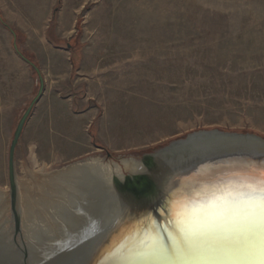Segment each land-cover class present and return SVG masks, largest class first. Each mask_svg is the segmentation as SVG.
Wrapping results in <instances>:
<instances>
[{
	"label": "rangeland",
	"instance_id": "1",
	"mask_svg": "<svg viewBox=\"0 0 264 264\" xmlns=\"http://www.w3.org/2000/svg\"><path fill=\"white\" fill-rule=\"evenodd\" d=\"M14 43L44 80L15 150L18 181L95 158L122 182L116 166L138 174L123 161L144 173L143 155L200 131L264 139V0H0V191L10 199V142L38 90Z\"/></svg>",
	"mask_w": 264,
	"mask_h": 264
},
{
	"label": "bare ground",
	"instance_id": "2",
	"mask_svg": "<svg viewBox=\"0 0 264 264\" xmlns=\"http://www.w3.org/2000/svg\"><path fill=\"white\" fill-rule=\"evenodd\" d=\"M261 144L249 138L224 136L218 131H200L153 152L150 156L161 171L154 175L155 167L153 174H149L157 183L161 182L159 200L163 202L164 209L167 206L166 210H171L168 221L158 224L159 229L153 220L149 225L137 223L135 228L134 221L142 217L128 216L127 206L115 220H111L121 206L118 201L121 181L111 183L112 167L95 158L69 165L50 175L44 174L39 179L33 178L29 184L18 181L14 176L18 198L15 207L19 209L20 224L18 215L12 210V198L7 192L0 191V264H72L107 223L112 224L114 231L113 236L107 237V245L113 248L106 264H142L148 257L140 255L138 259L133 255L139 249L144 251L148 248L149 251H145L148 254H163L171 246L177 248L174 221L178 211L194 212L204 191L239 180L248 170L264 169L260 167L261 163L248 162L246 157L209 158L208 163L200 162V158H205L208 152L230 153L235 148L264 149ZM149 160L141 159L144 173H147ZM138 165L132 160L122 162L123 168L131 174H142ZM120 169L116 166L114 170L124 179ZM10 212L13 219H9L4 227L1 220ZM162 225L167 241H163L159 233ZM239 228L206 236L194 243L197 244L195 248L208 243V238L210 240L218 234L222 237L225 232L233 234L232 231ZM248 243L249 240V246Z\"/></svg>",
	"mask_w": 264,
	"mask_h": 264
},
{
	"label": "water",
	"instance_id": "3",
	"mask_svg": "<svg viewBox=\"0 0 264 264\" xmlns=\"http://www.w3.org/2000/svg\"><path fill=\"white\" fill-rule=\"evenodd\" d=\"M11 34L13 37H15V34L13 31H11ZM13 48L16 51L17 55L25 62L27 63L35 72L37 76L38 81V90L36 95L33 97L31 102L29 103L26 110L23 112L22 116L20 117L19 121L17 122V125L15 127V130L13 132L12 140L10 142L9 151H8V180L10 185V191H11V198H12V205H14V198H15V184H14V155L16 147L18 146L20 136L23 130V127L30 116V113L36 104V102L40 99L43 90H44V80L43 77L39 71V69L30 62L26 57H24L17 49L16 44H13ZM210 132V131H207ZM219 134H222L224 136H235V137H241V138H249L253 139L256 142L262 143L264 145V139L260 136L252 135V134H241V133H232V132H223L219 131ZM189 134L184 137L183 140H186L188 138ZM261 144V145H262ZM164 148V147H162ZM147 154L143 155V159H150L149 164L146 167L147 173L142 174H133L126 176L122 182H121V195L118 196V198L121 206L118 207L116 212L114 213L111 220H115L117 216H119L125 206H127V212L128 216H136V219L139 217H142L141 220H132L134 221V226L138 225L137 223L149 225L151 221L153 220L154 223L167 222L170 217L169 210L167 211V206H164L165 209L162 206L163 202H160L158 192L161 188V182L156 181L154 179V176L150 177L153 169L156 167V171H154V175L157 174V172H160L161 167L159 168L157 166L156 161L151 157L153 155V152L150 153L149 158L146 156ZM151 155V156H150ZM237 156V157H246L249 158L248 162H258L261 163L260 167H264L261 165H264V149L263 148H235L230 153L223 152V151H214V152H208L204 157L200 158V162L206 163L209 158L211 160H214V158H218V160L225 159L228 156ZM107 156H110L109 153H107ZM151 157V158H150ZM208 163V162H207ZM153 174V172H152ZM135 178H139L136 183L133 182ZM128 181L130 184H128ZM128 218V217H127ZM129 219V218H128ZM17 222V219H16ZM111 222V221H109ZM136 223V224H135ZM106 228L99 231L94 236V240L87 245L84 252L82 253L81 257L74 261L72 264H106L107 257L111 255L112 251L109 245H107V239H109L111 236H113L112 231V224L107 223ZM104 226V227H105ZM240 228L237 230L232 231L233 234H228L227 232L222 234V237L218 234L215 238H212L209 240L208 243L206 242L202 247L195 248L197 244H186L185 245V251L183 252H176V247H170L169 251L163 253V254H148L147 249L146 250H137L133 253L138 259L141 256L148 257L144 264H264V259H261L259 257H256L252 255V253L255 250L256 247V240L252 236V234H249L248 230L243 227L239 226ZM244 228V229H241ZM111 228V230H110ZM134 228V227H133ZM131 228V229H133ZM136 228V226H135ZM160 226L158 225V229ZM17 229V226H16ZM165 229L163 228V225L161 227L160 236L162 235L161 239L163 241H167V237L162 232ZM106 235V236H105ZM229 236H232L229 238ZM106 237V238H105ZM109 237V238H107ZM103 238V240H101ZM247 240H249V246L247 245ZM228 241V242H227ZM100 242V243H99ZM99 243V244H98ZM111 246V245H110ZM108 248H110L108 250ZM147 251V252H145ZM141 255V256H140ZM139 263V261H137ZM142 263V264H143ZM108 264H111L108 263ZM134 264V263H131Z\"/></svg>",
	"mask_w": 264,
	"mask_h": 264
},
{
	"label": "snow or ice",
	"instance_id": "4",
	"mask_svg": "<svg viewBox=\"0 0 264 264\" xmlns=\"http://www.w3.org/2000/svg\"><path fill=\"white\" fill-rule=\"evenodd\" d=\"M174 223L177 253L186 244L243 226L257 242L252 255L264 259V169L248 170L239 180L204 191L196 210L178 211Z\"/></svg>",
	"mask_w": 264,
	"mask_h": 264
},
{
	"label": "crops",
	"instance_id": "5",
	"mask_svg": "<svg viewBox=\"0 0 264 264\" xmlns=\"http://www.w3.org/2000/svg\"><path fill=\"white\" fill-rule=\"evenodd\" d=\"M30 61V60H29ZM31 62V61H30ZM27 64V63H26ZM28 65V64H27ZM29 66V65H28ZM35 106H36V104L34 105V107H33V109H32V111H31V113H30V116L28 117V119H27V121H26V123H25V125H24V127H23V130H22V133H21V136H22V134H23V132H24V129L26 128V126L29 124V122L32 120V118H34V108H35ZM20 136V137H21Z\"/></svg>",
	"mask_w": 264,
	"mask_h": 264
},
{
	"label": "trees",
	"instance_id": "6",
	"mask_svg": "<svg viewBox=\"0 0 264 264\" xmlns=\"http://www.w3.org/2000/svg\"><path fill=\"white\" fill-rule=\"evenodd\" d=\"M138 180H140L139 178H135L134 180H133V182H137ZM128 184H130V182L128 181Z\"/></svg>",
	"mask_w": 264,
	"mask_h": 264
}]
</instances>
